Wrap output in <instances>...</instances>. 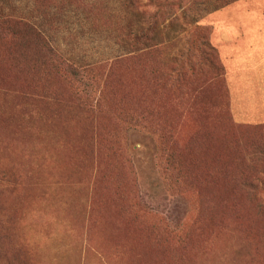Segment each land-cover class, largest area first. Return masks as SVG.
I'll use <instances>...</instances> for the list:
<instances>
[{
  "label": "rangeland",
  "instance_id": "374dc122",
  "mask_svg": "<svg viewBox=\"0 0 264 264\" xmlns=\"http://www.w3.org/2000/svg\"><path fill=\"white\" fill-rule=\"evenodd\" d=\"M224 1L0 0V264H264V98L205 60L264 0Z\"/></svg>",
  "mask_w": 264,
  "mask_h": 264
},
{
  "label": "crops",
  "instance_id": "0c3cea01",
  "mask_svg": "<svg viewBox=\"0 0 264 264\" xmlns=\"http://www.w3.org/2000/svg\"><path fill=\"white\" fill-rule=\"evenodd\" d=\"M217 14L221 15L222 23L212 24L211 43L224 68L233 109V99H249V94L240 90L264 98V15L253 11L236 12L229 17L231 13ZM244 106L246 111L247 101ZM238 116L242 119L246 114L242 111Z\"/></svg>",
  "mask_w": 264,
  "mask_h": 264
},
{
  "label": "trees",
  "instance_id": "16d2710c",
  "mask_svg": "<svg viewBox=\"0 0 264 264\" xmlns=\"http://www.w3.org/2000/svg\"><path fill=\"white\" fill-rule=\"evenodd\" d=\"M232 1H235V0H228V2L226 1H224V3H223V5H227V4H229V2L231 3ZM208 45H207V50H208V52H209V54L208 55H205L206 56V58H205V60L207 61V62H209V58L211 57V55L214 53H216L217 54V56H218V60H219V55H218V51L216 50V48L214 47V46H212V43H210L209 41H208V43H207ZM204 45V44H203ZM220 61V60H219ZM209 64L211 65V62H209ZM222 65V64H221ZM223 67V66H222ZM224 69V68H223Z\"/></svg>",
  "mask_w": 264,
  "mask_h": 264
}]
</instances>
